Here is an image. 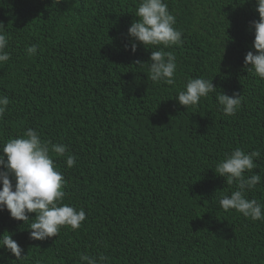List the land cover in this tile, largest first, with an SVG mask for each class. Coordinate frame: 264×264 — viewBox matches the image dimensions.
I'll list each match as a JSON object with an SVG mask.
<instances>
[{"label": "trees", "instance_id": "trees-1", "mask_svg": "<svg viewBox=\"0 0 264 264\" xmlns=\"http://www.w3.org/2000/svg\"><path fill=\"white\" fill-rule=\"evenodd\" d=\"M164 2L182 42L133 54L128 29L140 0H0L11 55L0 63V95L10 100L0 145L29 128L66 145L64 156L50 152L65 179L63 203L86 213L78 230L38 241L0 211V236L11 233L25 256L5 250L0 264H83V255L106 264H264V221L221 209L236 185L215 172L237 147L259 151L245 175L261 181L246 196L264 204V79L244 64L256 0ZM161 48L176 56L174 85L148 78ZM193 78L217 89L186 109L176 98ZM222 92L243 96L235 115L220 110Z\"/></svg>", "mask_w": 264, "mask_h": 264}, {"label": "clouds", "instance_id": "clouds-1", "mask_svg": "<svg viewBox=\"0 0 264 264\" xmlns=\"http://www.w3.org/2000/svg\"><path fill=\"white\" fill-rule=\"evenodd\" d=\"M256 11L259 20L250 23V31L254 30L253 50L245 56L244 64L248 72L264 79V0H256ZM138 17L128 29L131 51L135 54L138 45L146 49L149 46L169 48L182 42V32L177 30L176 17L171 14L164 0H140L135 13ZM5 25L0 23V63L11 59L6 50L9 47V37ZM126 46V50H127ZM161 50L152 51L149 64V76L153 82L175 84L177 71L176 56L173 52ZM38 47L32 44L26 48L31 57L37 53ZM139 65H144L137 62ZM217 88L213 80L193 78L187 81L184 89L179 91L176 101L186 109L199 104L201 98H206ZM216 100L220 110L226 115H235L239 111L243 96L234 93L229 96L222 92ZM10 100L6 95H0V118L8 110ZM51 153L64 156L67 146L43 142L37 131L29 128L21 138H13L0 145V211H7L10 217L21 221L27 226L30 239L44 241L56 237L61 227L75 231L81 228L86 219L83 209L77 210L63 203L65 179L56 170ZM259 151L245 152L235 148L225 159L216 164L215 172L225 178L226 184L235 183L236 190L231 195H223L219 207L224 211L235 210L253 221H264V204L256 199H248L246 193L252 191L261 181L258 173L246 176L257 165L254 160L259 158ZM76 163L73 155H68L66 165L72 168ZM35 214L32 218L31 214ZM9 252L16 258L25 257L23 249L13 239L11 233L0 236V253ZM5 257L0 254V260ZM83 264H106L107 257L81 256ZM15 261H11L15 262Z\"/></svg>", "mask_w": 264, "mask_h": 264}]
</instances>
